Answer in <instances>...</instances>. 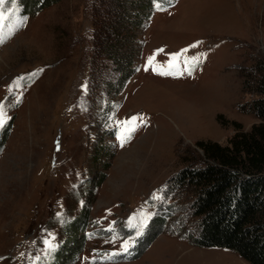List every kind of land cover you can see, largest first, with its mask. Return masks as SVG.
Here are the masks:
<instances>
[{"label":"rangeland","instance_id":"rangeland-1","mask_svg":"<svg viewBox=\"0 0 264 264\" xmlns=\"http://www.w3.org/2000/svg\"><path fill=\"white\" fill-rule=\"evenodd\" d=\"M128 1L0 6V264H250L194 244L166 181L258 121L264 0Z\"/></svg>","mask_w":264,"mask_h":264},{"label":"trees","instance_id":"trees-1","mask_svg":"<svg viewBox=\"0 0 264 264\" xmlns=\"http://www.w3.org/2000/svg\"><path fill=\"white\" fill-rule=\"evenodd\" d=\"M58 1L18 0V4L22 12L32 13ZM150 1L130 0L128 3H143L146 8ZM115 2L120 3V0ZM143 18H147V14ZM254 75L258 78L250 89L256 96L248 102L247 110L253 112L258 121L248 131L234 123L236 131L225 144L196 141L202 157L179 169L166 181V187L173 196L171 199L180 200L196 217L194 244L233 249L250 264H264V61L256 65ZM104 177L102 172L96 185H100ZM158 233L159 230L150 233L133 258L139 257Z\"/></svg>","mask_w":264,"mask_h":264},{"label":"snow or ice","instance_id":"snow-or-ice-1","mask_svg":"<svg viewBox=\"0 0 264 264\" xmlns=\"http://www.w3.org/2000/svg\"><path fill=\"white\" fill-rule=\"evenodd\" d=\"M12 3H15V0H11ZM5 3V0H0V6H2L3 4ZM3 19V13L0 12V20ZM3 42V38L0 37V43ZM152 59L153 58H149V65L151 64L152 62ZM169 69H173L176 67L175 64H172L170 63L168 65ZM147 70V66H146V69ZM153 71H156L155 68L152 69ZM184 71H188V64L185 63V67H184ZM160 74H169V73H160ZM7 114L6 112L4 111V106L2 104H0V128H3L6 123H7ZM136 121H139L140 124H143L145 121H144V118L143 117H133L130 121H127V122H124L126 127H125V132L127 133V136H122L121 139H122V142L124 139L130 137L131 133L135 131V128H136ZM49 250L51 251V247L49 248ZM124 251L127 252L128 251V245L125 244L124 245Z\"/></svg>","mask_w":264,"mask_h":264}]
</instances>
